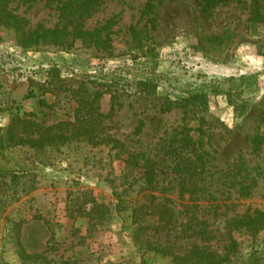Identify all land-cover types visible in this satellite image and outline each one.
Segmentation results:
<instances>
[{"label":"rangeland","instance_id":"1","mask_svg":"<svg viewBox=\"0 0 264 264\" xmlns=\"http://www.w3.org/2000/svg\"><path fill=\"white\" fill-rule=\"evenodd\" d=\"M147 1L101 0L84 27L113 21L112 42L102 49L78 40L25 48L11 32H0V128L14 114L45 127L73 122V91L85 83L104 91L98 103L102 130L124 149L82 141L0 149V264H21L18 240L28 253H45L51 264H172L140 248L129 213L115 212L114 191L127 201L141 200L133 183L137 171L125 169L127 156L154 162V193L175 214L170 227L141 241L178 255L196 246L222 253L226 220L264 213V147H254V138L264 136V57L258 54L264 0H155L146 11ZM10 7L31 31L63 26L54 5L14 0ZM136 24L148 38L143 47L132 42ZM53 68L58 77L52 80L46 73ZM241 75H257V86L249 111L239 117L208 86ZM138 76L155 80L154 95L127 88ZM201 92L207 109L185 103ZM195 151L205 164L195 176L199 190L180 196L184 176L176 166ZM244 173L255 179L247 197L235 186ZM234 237L239 251L231 264H257L264 232L256 239Z\"/></svg>","mask_w":264,"mask_h":264},{"label":"trees","instance_id":"2","mask_svg":"<svg viewBox=\"0 0 264 264\" xmlns=\"http://www.w3.org/2000/svg\"><path fill=\"white\" fill-rule=\"evenodd\" d=\"M154 1L148 0L146 2V11L154 8ZM13 2L14 0H0V32H11L16 43L21 47L35 48L40 44L61 46L69 41L78 40L87 45H93L96 49H102L112 42L111 32L108 29L113 25V21H108L106 25L98 29L88 30L84 27L85 22L97 12L101 0H19L22 4L44 2L46 6L52 7L54 5L59 13L62 27L34 31L29 29V23L25 18L15 14L11 9L10 5ZM153 23L154 18L151 17L150 24ZM134 27L137 29V24ZM136 29H132V42L143 47L148 38L146 35L141 37L142 30L137 29V31ZM258 54L264 57V43L258 46ZM46 74L52 80L58 77V72L54 68L47 71ZM256 86L257 75H241L225 80H215L208 87L212 94L223 95L228 107L236 116L240 117L249 111L251 91ZM127 88L136 94L151 96L156 93L157 85L155 80L149 76H138L128 82ZM73 93L75 98L73 122L65 121L45 127L33 119L27 118L28 115L14 114L10 117L6 127L0 128V149L26 146L42 150L48 146H60L82 141L93 147L104 146L108 147L110 151H124L122 144L102 130L104 116L99 112L98 103L104 91L94 87L90 89L85 83H81L75 87ZM185 103L207 109L208 96L203 92L190 94ZM262 146L264 147V136L258 135L254 138V147L259 150ZM193 156L194 158L182 159L179 167L176 166V171L184 176L183 178L180 177V196L184 193L192 196L199 190L195 176L204 170V155L195 151ZM137 158L136 156H127L123 162L125 169L134 170L138 173V182L133 183L137 185L136 198L140 196L141 200L127 201L114 191L117 198L115 212L117 214L129 213L132 224L136 225L132 240L140 248L144 247L145 251L167 258L172 264H231L232 259L236 257L239 251V242L234 234L243 233L252 239H256L258 234L264 232V213L254 211L250 215H237L226 220L225 246L222 253L196 246L188 253L178 255L166 247L153 245L149 239L141 241L142 236L148 232L156 234L170 227L175 220V214L171 207L160 202L154 193L157 177L154 162L149 159L138 161ZM255 175L258 176L260 173L257 171ZM245 176L249 177L250 181H246ZM131 186L132 183L129 184V188ZM235 186H238L239 196L247 197L255 186V179L249 176V173H244L241 181L235 182ZM188 199L191 202L197 201L194 197ZM99 217L101 218V216ZM17 256L21 264H51L45 253H28L19 240L17 242ZM260 257L256 258L257 264H264V253Z\"/></svg>","mask_w":264,"mask_h":264}]
</instances>
